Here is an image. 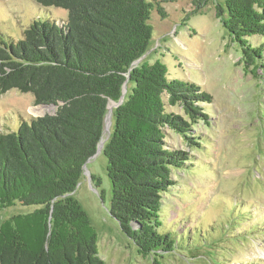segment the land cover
Returning a JSON list of instances; mask_svg holds the SVG:
<instances>
[{
	"label": "trees",
	"instance_id": "16d2710c",
	"mask_svg": "<svg viewBox=\"0 0 264 264\" xmlns=\"http://www.w3.org/2000/svg\"><path fill=\"white\" fill-rule=\"evenodd\" d=\"M35 1L68 11V21H34L17 44L0 34V94L30 93L36 106L54 105L57 112L22 120L17 132H0V210L16 202L37 207L0 224V264H105L73 193L102 141L109 104L120 102L127 81L133 89L115 110L104 150L111 213L145 258L174 253L176 243L160 233L161 199L172 171L190 166V158L165 149V131L185 137L189 131L167 113L164 97L204 119L201 103L211 97L198 85L170 80L161 61L134 67L151 39L148 22L158 0ZM210 1L194 0L195 12ZM220 1L226 29L264 74V43L249 41L264 37V0ZM217 7L220 18L224 12ZM154 264L162 263L157 258Z\"/></svg>",
	"mask_w": 264,
	"mask_h": 264
},
{
	"label": "rangeland",
	"instance_id": "374dc122",
	"mask_svg": "<svg viewBox=\"0 0 264 264\" xmlns=\"http://www.w3.org/2000/svg\"><path fill=\"white\" fill-rule=\"evenodd\" d=\"M218 5L224 12L220 18ZM195 10L194 0L153 3L151 39L134 64L161 61L170 80L198 85L211 97L210 103H201L206 119L190 116L164 97L167 113L189 131L185 137L167 128L165 149L187 154L190 166L172 171L170 189L161 199L160 233L170 235L175 252L155 259L162 264H264V74L249 64L226 29L223 1L211 0ZM48 18L61 25L68 21V11L42 7L35 0H0V34L6 41L17 44L34 21ZM249 41L262 45L264 37ZM124 89L125 102L132 83L127 81ZM117 108L109 104L102 146L84 166L73 197L96 231L105 264H154V257L138 252L111 213L113 189L104 150L114 134ZM56 112L54 105L36 106L30 93L11 90L0 94V132H17L22 120ZM36 208L16 202L0 210V224Z\"/></svg>",
	"mask_w": 264,
	"mask_h": 264
},
{
	"label": "water",
	"instance_id": "95a60500",
	"mask_svg": "<svg viewBox=\"0 0 264 264\" xmlns=\"http://www.w3.org/2000/svg\"><path fill=\"white\" fill-rule=\"evenodd\" d=\"M135 64H136V63H135ZM124 90H125V89H124V87H123L122 98H121L120 102L115 103V105H117L118 107L121 106V105L124 103V95H125ZM112 103H114V102H112ZM100 148H101V143L98 145L97 152H99Z\"/></svg>",
	"mask_w": 264,
	"mask_h": 264
},
{
	"label": "bare ground",
	"instance_id": "6f19581e",
	"mask_svg": "<svg viewBox=\"0 0 264 264\" xmlns=\"http://www.w3.org/2000/svg\"><path fill=\"white\" fill-rule=\"evenodd\" d=\"M37 114H42L43 112L35 111ZM108 125H110V121H108ZM102 142V141H101ZM102 146V145H101Z\"/></svg>",
	"mask_w": 264,
	"mask_h": 264
}]
</instances>
